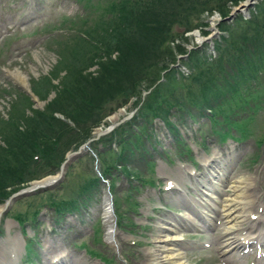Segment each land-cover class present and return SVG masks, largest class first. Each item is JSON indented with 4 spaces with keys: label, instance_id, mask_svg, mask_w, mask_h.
<instances>
[{
    "label": "rangeland",
    "instance_id": "obj_1",
    "mask_svg": "<svg viewBox=\"0 0 264 264\" xmlns=\"http://www.w3.org/2000/svg\"><path fill=\"white\" fill-rule=\"evenodd\" d=\"M109 1L0 0V147L7 149L9 140L5 141V137L15 136L18 127L24 129V120L40 119L36 117L37 111L48 112V103L60 120L59 128L70 130L65 138H60L64 157L76 151L88 137L95 138L97 128L106 130L112 124L109 117L115 113L116 122L127 117L84 146L83 157L70 162L60 184L19 197L2 214L0 256L3 254L4 258L0 264H9L10 253L3 251V245L13 246L12 241L8 242L9 235L20 233V229L32 236L28 250L40 255L34 257L35 264H49L45 256H54V252L45 251L46 244H53L57 248L55 253L67 249L80 258L78 264H146L145 248L158 249L153 237L158 234L159 222L170 220L171 211L184 214L185 205L178 201L184 192L201 194L197 189L201 185L186 175L184 168L194 163L186 157L193 156L200 168L205 156H211L216 148L223 153L233 148L236 159L230 176L244 180L250 177L247 193L254 196L257 208L264 205V0H251L248 14H238L230 22L223 19L245 0H169L164 6L160 2L165 0H158L148 11H124L123 18L127 16L128 22L120 26L127 33L118 31L115 35L113 29L118 24L108 23L114 11L116 16L120 13L121 0ZM222 9L229 10L227 16L220 13ZM153 13L161 19L157 20ZM215 17L217 23L212 26ZM135 21H139L138 26L131 23ZM197 33L205 39L198 40ZM127 40L132 50L121 61L130 66L107 74L108 70L101 69L100 59L120 58ZM137 48L141 52H135ZM144 58L146 61L141 64ZM76 68L80 70L78 77L67 81ZM143 68L158 75L155 84L146 90ZM17 69L25 75V85L13 78L11 73ZM131 72L134 80L132 75H126ZM191 73L202 77L201 84L209 85L204 91L207 96L214 94L211 103H187L188 99L199 103L195 96L198 98L201 87L192 78L185 81ZM83 75H91L90 81L83 82ZM71 80L76 88L86 92H82L83 96L96 94L97 86L109 88V94L104 92V98L98 104L92 102L94 105L80 100L78 114L74 108L78 101L65 96L64 110H57L56 104H51L57 94L56 85L63 81L67 86ZM116 81L112 93L110 88ZM162 84L152 101L165 106V99L171 105H155L153 115L141 114L150 93ZM187 90L192 93L189 95ZM212 105H222V111L238 112L232 119L242 124L230 133L239 136L238 144L230 136L225 139L226 145L217 144L220 138L211 134L213 124L207 117ZM247 115L248 120L242 121ZM138 116L137 122L145 127V134L158 139L157 145L153 142L154 148L138 136L142 141L136 149L139 140L134 138L137 129L132 121ZM220 118L218 115L215 122ZM125 124L131 130L124 129ZM214 127L222 129V124ZM175 139H181V143L177 145ZM6 153L7 150L0 152V160L8 158ZM40 155L33 159L39 161ZM58 163L57 159L44 165L29 162L28 173L18 184L7 183V194L18 186L25 188L30 182L56 175L61 166ZM167 178H172L180 189L165 191ZM105 195L110 196L117 223L116 247L106 243L108 227L102 206ZM2 204L0 197V207ZM59 220L62 224L52 230ZM17 253L25 258L24 250ZM184 257L187 264H218L213 253H188Z\"/></svg>",
    "mask_w": 264,
    "mask_h": 264
},
{
    "label": "trees",
    "instance_id": "obj_2",
    "mask_svg": "<svg viewBox=\"0 0 264 264\" xmlns=\"http://www.w3.org/2000/svg\"><path fill=\"white\" fill-rule=\"evenodd\" d=\"M156 1H158V0H144V1L143 0L142 1L121 0L118 3L120 5L119 6L120 13L116 16L117 13H115V11H114L115 15L112 18V20H109L110 22L108 23L110 25L118 24V27L113 29V30H115V32H113V35L118 34V31L123 32L124 34L127 33V30L123 29L124 27L120 26L123 22H125V23L128 22V21H125L127 19V16L123 18V16H125L123 14L124 11L129 12V9H131L130 14L132 12L140 13L142 11H148L149 9H151L153 7V4ZM159 1H161V0H159ZM167 1H169V0H165V3H163L161 1L160 5L164 6ZM171 1L175 2V0H171ZM109 2H111V1H109ZM234 3H236V2H234ZM138 9H140V10L138 11ZM157 12H161V11H157ZM228 12H229V10H227V9L220 10V13L223 14L224 16H227ZM263 15H264V11L262 13V16ZM153 16L156 17L157 20L161 19V17H159V14L154 15V13H153ZM114 18L118 19V21H115ZM131 23L134 26H138L139 21H135V22H131ZM245 23L247 24V21ZM132 24L128 25V27L130 29H132ZM106 25L107 24H105V22H104L105 27H107ZM172 25H173V23L171 22L169 25V28L166 31V34L169 33ZM159 32L161 33V31H159ZM131 45L132 44L128 40L126 42H123V47L121 50L122 56L120 58H114V60H113V59H111V57L107 56V57H105V59H100V62L103 64L102 67H104V68L101 67V69L103 71L108 70L107 71V74H108V73H112V72L117 73V71L123 69L124 65L129 67L130 65H127L126 62L121 61V58L124 57L125 55H128V56L130 55L131 50H132ZM143 49H144V46L142 47V50ZM135 52H141V51H139V49L137 48V51H135ZM133 58H135V57H133ZM145 61H146V59L144 58V60H142L141 64H144ZM185 63H186V60H184V64ZM133 66H131V67H133ZM162 67L164 68V66H162ZM166 68H167V66L164 69H166ZM142 72L146 73L145 74L146 79H145V85H144L145 90H146V89H149L153 84H155L156 80H158L157 79L158 75H156L157 72H155L153 70H148L147 68L146 69L143 68ZM79 73H80L79 69H77V68H76V70L73 69L72 70V77L71 78L67 77L66 80L68 81V79H72L73 77L74 78L78 77ZM196 73L195 74L191 73V75H189V77L185 81L192 78L193 81L197 82L198 87L199 88L201 87L200 90L197 91V92H199L198 98H196V96H195V99H197L199 101V103H197L195 100L189 101V99H188L187 103L188 104H190V103L191 104L211 103V99L214 96V94H212V97L207 96L204 89L209 88V85L206 86L205 84H201L200 81H203V79L201 80L202 77L200 75L197 76ZM126 75H132V79L133 80L135 79L134 73H132V72L127 73ZM90 76L83 75L81 77V79L83 80V82H87V81H90V78H89ZM169 77H170V75H168L167 79H169ZM167 79H166V82H167ZM63 81H65V80H63ZM63 81H59L58 85H56L57 94L54 96V98H53L54 100H52L51 104H56L55 108L57 110H59V109L64 110L63 104H64L65 99H66L65 96L67 98H70V99L72 98L73 100L78 101V105L73 104L76 114L81 113V111L79 109V106H80L79 101L80 100H82V101L88 100L90 105L91 104L94 105L93 103L98 104L104 98L103 97L104 92L108 93V90H109V88H107L105 86L94 87V90L97 89V91L96 90L94 91L96 94L89 96L90 97L89 98L86 94L84 96L82 95V92H84V93H86V92L82 91L81 89L76 88V86H74L72 84V80H71V82H69L67 84L68 87L64 86L62 84ZM198 82H200V83H198ZM117 84H118V81H116L114 83L113 87L111 86L110 92L113 93ZM133 85H134V83H133ZM163 85L164 84H162L160 86L159 85L156 86V88L150 93L151 95L147 98L146 105H144L141 108L142 109L141 114L147 115V113H148V114L153 115V113H154L153 108H155V105H157V107L163 106L160 103L156 104L152 101V99L155 96H157V93L159 92L160 88ZM130 86H132V85L130 84ZM195 87L197 88V85ZM121 91H123V90H121ZM187 92L189 93V95H190V93H192V92H189V90H187ZM233 92L234 91H232V93ZM235 94H237V93H235ZM111 97H113V96H111ZM163 102H165L164 104H166L163 107H168L171 105V104H168V102L165 101V99H163ZM57 105H58V108H57ZM197 106L199 107V105H197ZM214 107H218V108L215 109ZM47 108L50 109L48 112L37 111L36 117L37 116L41 117L40 119L37 118V119H26V120H24L25 121V124H24L25 128L24 129H21L19 127L17 128V127L12 125L13 129H14V127L18 129V130H15V132L17 134L13 137L10 135L8 137H5V141L9 140L7 143L8 144L7 149H3L2 147H0V152L6 151V150L8 151V153H6L8 158L0 160V170H1V172H0V197L2 199V202L4 201V198L8 197V195L11 193L10 192L7 194V186H6L7 183L9 181H13V183L15 184V182L17 181L16 183L18 184V182H20L22 177H24V175L26 173H28V166H29L28 163L29 162H35L37 164L44 165L48 162L52 163V162L56 161V159H57V162L59 160V163H61V161L64 158L63 154H65V150L62 149L63 144L61 146V142L63 140H61V142H60V138L61 137L65 138L66 137L65 134L68 133L70 130H67L66 128H64V129L59 128V125L57 124V122H59L60 120H58V118L55 117L56 115L54 114V111H52V109L50 107V103H48ZM80 108H81V106H80ZM222 109H223L222 105H219V106H216V105L213 106L212 105L208 109L210 116L207 115V117H208L210 123L213 124L211 134L214 133V134L218 135L220 140H224L226 137H229V136L233 137V138L240 139L239 136H234V135L230 134L231 129L235 130L234 129L235 127L242 124V122L239 123V120L232 119V117H234V114H238V112L235 110L234 111H228V110L222 111ZM218 115H221L220 119H222V120H220V121L218 120L217 122H215V119H217ZM139 118L140 117L138 116L136 119H134L132 121L134 123L133 128L135 130L137 129L135 131L136 134H135L134 138L135 137L137 138L138 136H142V137H144L143 141L144 142L147 141V143H149L151 145V147L154 148L153 142H154V144L157 145L159 143V141L157 138H155V136L145 134V127L143 125H139V123L137 122V120ZM245 120H248V115L245 116L244 118H242V121H245ZM216 124H218V125L222 124V129H215L214 125H216ZM125 127L128 128L127 131L131 130L126 124L124 125L123 128L125 129ZM123 128L118 129L117 132H120L121 130H123ZM74 131H76V130H74ZM50 133H52V136L49 135ZM73 134H74V132H72L71 135H69V134L68 135L70 137L71 136L73 137ZM86 135L88 137V134H86ZM84 139H86V138H83L82 140H84ZM82 140H81V142H82ZM138 140H139V142L136 145V149L138 148L140 141H142L140 139H138ZM179 140H181V139H175V140H173V142L175 141L177 143V145H179L181 143ZM131 142L132 141H130V143ZM36 154H41L39 161L33 159V156ZM9 159H13V162L9 161ZM17 177H19V178H17ZM97 178H99V177L97 176ZM97 178L94 177L92 180L95 181ZM18 188H19V186H18ZM18 188L13 189V187H12V189H13L12 191L18 190ZM5 194H7V195H5ZM79 204H81V203H79Z\"/></svg>",
    "mask_w": 264,
    "mask_h": 264
},
{
    "label": "bare ground",
    "instance_id": "obj_3",
    "mask_svg": "<svg viewBox=\"0 0 264 264\" xmlns=\"http://www.w3.org/2000/svg\"><path fill=\"white\" fill-rule=\"evenodd\" d=\"M245 3H243L242 5L246 6L249 3H251V0H245ZM216 17L213 18L211 20V25L214 26L216 22ZM200 34H196V37H198V40H202V37H199ZM13 78H16L18 81L21 82L22 85H25L26 83V77L25 75L23 76V74L21 73V71L14 70L12 73ZM110 121H112V123L115 121V119L117 118V113H115L113 116L109 117ZM101 129L97 128L96 132H100ZM235 154L229 156V159L225 160V161H221L220 162V167L221 168H226V164L227 163H232L233 160L235 159ZM219 159V157L217 158ZM219 168V170L221 171L222 169ZM228 169V168H226ZM224 169V170H226ZM192 170V169H189ZM218 170V171H219ZM216 172V170H215ZM55 176L51 175L50 177H46L45 179L40 180L39 182H34V183H30V186L35 185L36 183H43V182H49L51 181ZM250 177H248L247 180H244V178H237L236 180H234L231 183V189H232V194L230 196V198L227 199L226 201V208L227 210L223 209L224 211H227L226 214L230 215V219L232 220V228L233 227H239L241 225V219L249 212L250 214V210L249 206L253 205V203L255 202L254 196H250V194H248V184L250 181ZM244 182L245 185H243L242 183ZM240 183V184H239ZM217 197H214L215 201H216ZM182 202H186L189 205H191L192 207L194 206V204L196 202H199L198 200H196L193 197H188V195H183V200H181ZM103 216H104V222L106 224V226L108 227L107 229V233H106V239L107 241H109L110 239H113L112 241H116V234H118V230L116 227H114L113 225V220L111 214H110V205H109V198L108 196L105 195L104 199H103ZM229 208V209H228ZM235 212V213H234ZM237 212V213H236ZM255 212L257 215L259 216H264V214H262V212H260L259 210L256 211H252ZM1 213V212H0ZM197 215H202V212H199L197 210H195L194 212ZM194 214V215H195ZM248 214V215H249ZM194 215L192 213H188L185 212V217H188V221L189 222H195V218ZM1 216V215H0ZM183 216V215H181ZM251 218V217H250ZM264 218V217H262ZM264 220V219H263ZM12 221L9 222V225H11ZM169 222L167 221H162L160 224L161 229L158 231V234L155 235L154 240L158 246V249H151V248H145L146 249V264H187L186 263V259L185 257H183V253L179 251H177L175 248H173L174 246H172L171 241H172V237H169L167 234L169 233L168 230L170 229V226L168 225ZM256 222H250L251 226L256 225ZM225 231L230 230V227H225L224 228ZM12 241L14 244L13 246L10 244L8 247H6V245H3V251L9 250L10 253V257H9V264H10V260L12 259L13 256H18L17 252L20 249V245H21V239L20 236L18 234L11 236L9 235L8 238V242ZM16 252V253H15ZM2 253V252H1ZM15 253V254H14ZM49 254H51L49 252ZM2 256V257H1ZM0 256V259L4 258V255L2 254ZM67 256V253L65 252L63 255V258H65ZM6 258V257H5Z\"/></svg>",
    "mask_w": 264,
    "mask_h": 264
},
{
    "label": "water",
    "instance_id": "obj_4",
    "mask_svg": "<svg viewBox=\"0 0 264 264\" xmlns=\"http://www.w3.org/2000/svg\"><path fill=\"white\" fill-rule=\"evenodd\" d=\"M251 5H252V2L249 3L246 6L241 5V7L236 8L232 13H230V15L228 17L224 18L223 21L224 22H230L231 20L235 19L238 14H241V13L243 14L245 11L247 12V10L249 8H251ZM204 39H202V41ZM209 39H210V37L207 38L206 40L209 41ZM184 57H186V56H184ZM178 58H183V56H179ZM126 118L127 117L125 116V118L123 120H121V121H117V122L114 121L110 126H108L106 128V130H100V132H97L96 133V137H99L104 132L111 131L113 129V127H114L113 125L119 124V123L123 122ZM93 139H89L87 142H85L84 144H82V146H80L77 151H72L71 153H67L66 156H65V159L61 163V167H60L59 172L57 173V176H55L51 181H49V182L46 181V182H43V183L40 182L39 184L36 183L35 185H32V186L29 185L28 188H24V189L18 190L17 193L10 195L8 197V200L3 205L2 212L5 211L8 208V206H10L14 201L18 200L19 197L25 196V195H28V194L30 195V193H34L36 190H38L40 188L49 189V188L53 187L56 183L62 181V179H63V177L65 175L64 172L67 169V166L70 164V162H72V160H74L75 158H77V157H79V156H81L83 154L84 146H88L89 143L91 141H93ZM109 205H110V209H111L112 208V205H111L110 198H109Z\"/></svg>",
    "mask_w": 264,
    "mask_h": 264
}]
</instances>
